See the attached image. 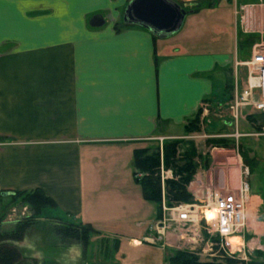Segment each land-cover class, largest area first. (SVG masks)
<instances>
[{"label":"crops","instance_id":"1","mask_svg":"<svg viewBox=\"0 0 264 264\" xmlns=\"http://www.w3.org/2000/svg\"><path fill=\"white\" fill-rule=\"evenodd\" d=\"M129 1L2 0L0 194L40 189L56 204L47 218H82L86 205L92 209L85 198H92L94 182L111 189L110 182L128 180L135 150L153 149L157 138L181 140L202 105L225 104L226 67L238 87L236 53H189L188 40L171 44L125 26ZM97 16L103 24L94 28ZM218 179L220 189L234 191L241 172L234 183L228 171ZM120 204V212L104 208L121 222L135 218V210L140 216V201ZM244 218L260 243L264 226L254 225L247 209Z\"/></svg>","mask_w":264,"mask_h":264},{"label":"rangeland","instance_id":"2","mask_svg":"<svg viewBox=\"0 0 264 264\" xmlns=\"http://www.w3.org/2000/svg\"><path fill=\"white\" fill-rule=\"evenodd\" d=\"M170 1L180 5L184 10H197L195 13H187L181 30L169 37L171 44L188 40L186 46L183 47L186 52L219 53L232 57L236 53V62L238 63L249 59L254 45H264V5L241 6L237 9L230 3L231 0ZM233 3H235L234 0ZM231 10H234L236 15ZM121 23L123 24V22ZM159 46L160 44L158 50ZM180 48L182 49V47ZM233 63L234 59H231L232 67ZM237 67L239 68L237 88L234 87V83H231L235 80L234 73L228 67L225 68L228 81L223 87L225 90L228 86V93L233 95L235 92H240L246 82L245 67ZM220 95V86L215 85L214 97ZM229 102H225L223 105H216V102H212L206 107L202 105V114L197 123L199 129L189 132L181 139L182 143L188 142L193 148L195 152L193 163L196 165L191 181L185 188V194L188 196V202L194 203L200 199L201 194H206L205 185L214 188V190L217 189L215 191L221 194L232 192L224 191L217 186L218 177L220 178L222 171H228L229 179L234 183L237 181L240 171L241 181L246 182L249 186L248 201L244 212L247 209L250 215H253L254 225L262 224L264 226V131L262 130L264 114L253 108L245 107L239 109L236 121L229 109ZM203 108L206 110L204 111ZM236 129L241 134L259 133V135H247L235 139L233 134ZM165 141L168 140L163 139L162 149ZM154 142L156 143L155 147L159 148L161 156L159 176L163 171L165 182L172 179L173 174L163 165L164 155L160 149L158 138ZM178 154L177 157H179ZM178 164L181 165L182 162L179 161ZM133 167V165L130 167L132 171ZM245 167L250 171L246 178L242 176ZM139 175L140 178L143 177V175ZM106 183L109 182H94L95 185L91 188L92 198H85L92 206L90 209L86 205L87 215H83L82 218L79 216L69 218L75 223L83 222V219H91L89 220L90 226L96 233L90 236L88 248L83 251L78 244L59 245L57 239L51 235L47 224L48 219L33 218L36 225L31 227L26 232L24 239L16 244L21 255L27 259V264H168L175 252L182 250L195 252L200 261H211L206 250L207 246L210 243H216L219 239L213 236L210 231L206 232L200 228V232H191L188 226L184 227L169 221L166 222L164 234L154 236L155 233L148 227L156 218L159 219L161 212L156 216V204L143 199L140 186L135 183L133 176H130L128 180L110 182L111 189L108 188L110 184ZM103 184L105 185L103 186ZM103 190L107 194L103 195ZM255 197L256 199H254ZM253 199L256 203L253 202ZM129 201L141 202V214L138 217L135 210L136 217L127 223L118 221L121 220L117 218L119 215L107 214L104 208L108 206L120 212L122 207L120 203ZM110 203L115 204V208ZM179 203L186 204L185 202ZM0 211L4 215L3 224L0 227L3 230H11L18 222L31 216L27 206L19 199L1 200ZM145 213L147 215H144ZM45 215L44 211L42 216L46 217ZM111 218H115V221L109 220ZM241 232L243 236L245 234L244 247L240 253L234 251L230 258L243 260L247 264H264V235L260 238V243L256 244L253 238L257 237L258 230L249 231L248 234L245 218L244 228ZM131 239H137L140 242H133ZM149 239L152 241L150 242ZM114 243L116 244L114 245ZM225 259L213 261L223 262Z\"/></svg>","mask_w":264,"mask_h":264},{"label":"trees","instance_id":"3","mask_svg":"<svg viewBox=\"0 0 264 264\" xmlns=\"http://www.w3.org/2000/svg\"><path fill=\"white\" fill-rule=\"evenodd\" d=\"M193 9H185L187 13H195ZM192 11V12H190ZM128 26V25H125ZM124 26V27H125ZM252 37V36H251ZM247 42V41H246ZM251 46V45H250ZM249 48V47H248ZM232 85V84H231ZM228 86L225 88L224 102H229L233 97L232 93H228ZM232 90V87H231ZM227 91V92H226ZM202 114V109H198L193 119L185 126V134L191 131H197L199 128L198 121ZM195 124V125H194ZM188 142L185 144L181 140H168L163 144L164 167L170 169L173 178L164 182L165 202L167 205L179 204V202H188V196L185 194V188L191 181L196 165L193 163L195 152ZM179 153V154H178ZM177 154L179 157H177ZM182 164H178V162ZM134 172L133 178L136 184L140 186L142 197L147 202L156 204L157 215L160 212L161 204V182L159 176V168L161 166V156L159 148L138 149L133 152ZM250 174V171H248ZM143 177L140 178V175ZM21 200L29 209L31 216L24 221L18 222L11 230H3L0 228V264H27V259L23 257L16 247L21 242L26 232L36 225L33 218L42 217L47 220L51 235L57 239L61 246H69L78 244L85 251L89 246L90 236L96 231L89 224L75 223L66 219H56L43 217L42 214L47 210H55V202L42 190L36 189L32 191L14 192L12 195L2 197L0 201ZM187 201V202H186ZM4 215L0 211V227L3 224ZM51 219V221H49ZM116 243H114L115 245ZM168 264H247L243 260L235 258H227L223 262H203L195 252L186 250L177 251L169 259ZM256 264V263H251Z\"/></svg>","mask_w":264,"mask_h":264},{"label":"built area","instance_id":"4","mask_svg":"<svg viewBox=\"0 0 264 264\" xmlns=\"http://www.w3.org/2000/svg\"><path fill=\"white\" fill-rule=\"evenodd\" d=\"M235 66L245 67L246 82L245 87L240 92H235L232 101H230L229 109L233 118L237 121L239 109L245 107L253 108L264 114V45H254L251 55L248 60L243 62H235ZM236 125V124H235ZM264 131V127H262ZM247 135L258 136L259 133L241 134L237 129L233 137L238 139ZM232 136V135H231ZM232 137V138H233ZM233 138V139H234ZM160 149L162 150L163 138H158ZM163 171L161 172V204L159 219H155L148 227L152 229L156 235L164 234L166 222H173L182 226H188L191 232H200L203 228L209 232L199 219L198 209L203 205H212L218 213L217 219L210 232L218 238L216 243H210L207 246L208 257L213 260L230 258L234 251L240 253L243 246V241L235 248H230L228 238L232 236H239L242 234L244 228V209L248 201L249 186L246 182L241 181L239 187L224 194L218 193L215 190L206 189V194L201 198L189 204H175L169 206L165 202L164 197V178ZM249 175L248 169L245 167L242 176ZM202 225V226H201ZM150 242L152 239H149Z\"/></svg>","mask_w":264,"mask_h":264},{"label":"water","instance_id":"5","mask_svg":"<svg viewBox=\"0 0 264 264\" xmlns=\"http://www.w3.org/2000/svg\"><path fill=\"white\" fill-rule=\"evenodd\" d=\"M187 12L170 0H130L122 16V22L128 26H138L156 37H170L178 33ZM92 27L102 26L100 16L90 22ZM13 193L2 192L6 197Z\"/></svg>","mask_w":264,"mask_h":264},{"label":"bare ground","instance_id":"6","mask_svg":"<svg viewBox=\"0 0 264 264\" xmlns=\"http://www.w3.org/2000/svg\"><path fill=\"white\" fill-rule=\"evenodd\" d=\"M212 208V209H211ZM199 219L203 222L204 226L210 231L212 224L215 223L218 213L212 205H203L198 209ZM230 248L238 247L241 243L239 236H232L228 238Z\"/></svg>","mask_w":264,"mask_h":264},{"label":"flooded vegetation","instance_id":"7","mask_svg":"<svg viewBox=\"0 0 264 264\" xmlns=\"http://www.w3.org/2000/svg\"><path fill=\"white\" fill-rule=\"evenodd\" d=\"M235 3H233V0L230 1L237 9L241 6L247 7V6H256V5H264V0H234ZM239 6H238V5ZM236 15V14H235Z\"/></svg>","mask_w":264,"mask_h":264},{"label":"snow or ice","instance_id":"8","mask_svg":"<svg viewBox=\"0 0 264 264\" xmlns=\"http://www.w3.org/2000/svg\"><path fill=\"white\" fill-rule=\"evenodd\" d=\"M0 3H2V0H0Z\"/></svg>","mask_w":264,"mask_h":264}]
</instances>
